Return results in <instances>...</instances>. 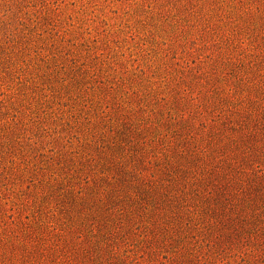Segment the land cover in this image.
I'll use <instances>...</instances> for the list:
<instances>
[{"label": "rangeland", "instance_id": "374dc122", "mask_svg": "<svg viewBox=\"0 0 264 264\" xmlns=\"http://www.w3.org/2000/svg\"><path fill=\"white\" fill-rule=\"evenodd\" d=\"M257 85L264 0H0V264L72 241L92 264H264V244L163 229L114 178L179 101Z\"/></svg>", "mask_w": 264, "mask_h": 264}, {"label": "trees", "instance_id": "16d2710c", "mask_svg": "<svg viewBox=\"0 0 264 264\" xmlns=\"http://www.w3.org/2000/svg\"><path fill=\"white\" fill-rule=\"evenodd\" d=\"M231 69L236 75V65ZM247 90L254 94L242 95L241 104H235L233 87L230 93L214 89L203 100L185 98L176 114L158 123L157 139L143 127L137 136L129 130L119 144L125 153L114 178L125 192L138 190L139 206L151 205L150 217L163 229L174 235L211 233V247L264 244V87ZM72 242L63 254L53 248L54 257L36 253L30 264H46L51 257L52 264H92L90 257L77 262L90 251ZM23 262L29 264V251Z\"/></svg>", "mask_w": 264, "mask_h": 264}]
</instances>
